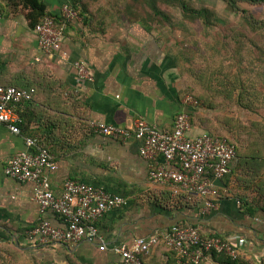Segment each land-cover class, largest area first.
<instances>
[{
    "label": "crops",
    "instance_id": "crops-1",
    "mask_svg": "<svg viewBox=\"0 0 264 264\" xmlns=\"http://www.w3.org/2000/svg\"><path fill=\"white\" fill-rule=\"evenodd\" d=\"M41 1L48 12L60 15L74 0ZM101 7L69 25L59 52L45 54L19 0H0V85L36 91L34 101L21 105L28 126L19 135L0 125V248L11 264H119L115 246H131L137 239L186 223L226 239L244 237L241 264H264L261 208L248 216L239 197L224 192L218 210L203 215L199 197L150 182L149 163L140 153L142 141L124 144L92 130L93 122L130 128L144 120L173 132L185 97L179 69L165 46L139 24L115 15L114 7ZM80 62L91 82L80 80L75 67ZM203 132L196 121L194 134ZM27 137L41 139L56 159L58 169L48 173L56 196L72 179L125 199L124 207L108 212L99 223L106 250L85 242L41 245L31 238L41 221L35 186L4 173L12 158L32 152ZM158 160L165 165L162 157ZM44 218L65 229L52 212ZM169 256L159 247L146 263L165 264Z\"/></svg>",
    "mask_w": 264,
    "mask_h": 264
},
{
    "label": "built area",
    "instance_id": "built-area-1",
    "mask_svg": "<svg viewBox=\"0 0 264 264\" xmlns=\"http://www.w3.org/2000/svg\"><path fill=\"white\" fill-rule=\"evenodd\" d=\"M61 14L67 21L78 19L69 6H65ZM2 19L0 12V21ZM35 32L43 53L61 50L64 26L57 25L55 19L46 17L36 26ZM75 67L80 80H93L83 62L76 63ZM27 98V93L21 89L0 85V125H5L14 134L21 133L22 119L17 109ZM198 105L191 95L184 97L173 132L161 131L144 120H137L130 128L95 122L91 123V128L124 144L132 139L142 141L140 153L149 163L150 182L157 186H174L187 195L199 197L204 204L202 214L209 215L218 210L222 199L221 189L214 182L223 181L230 173L237 148L219 136L206 132L194 134L189 111ZM26 146L32 152L16 155L8 162L4 173L35 186L34 200L40 207L41 221L30 232L31 238H37L41 245L85 242L99 244L106 250L99 223L108 212L124 207L125 199L72 179L66 181L62 195L56 196L48 177L49 172L58 169L54 155L32 137L26 138ZM160 157L165 160V165L159 164ZM172 165L177 168H168ZM48 212L59 216L65 229L56 228L45 219ZM246 245L244 237L226 239L207 234L196 226L176 223L160 233L135 240L131 246H115L112 251L120 258L119 264H146L147 258L159 247L169 252L165 264H220L219 258L239 259Z\"/></svg>",
    "mask_w": 264,
    "mask_h": 264
},
{
    "label": "trees",
    "instance_id": "trees-1",
    "mask_svg": "<svg viewBox=\"0 0 264 264\" xmlns=\"http://www.w3.org/2000/svg\"><path fill=\"white\" fill-rule=\"evenodd\" d=\"M218 1L226 5L228 12L239 18V23L228 25L227 20L221 18L215 8L198 6L187 0H117V7L114 10H116L115 15L128 17L158 42H161L162 38L159 28L171 23L170 15L166 12L169 9H177L187 22H201L209 29L217 28L220 24L225 25L223 41L216 50L219 55L225 52L228 58L236 61L237 66L229 72L228 77L234 76L230 81L232 84L236 82L237 85L224 87L221 92L218 90L216 96H213L217 101L215 99L212 101L200 86L201 78L205 83L206 77L214 79L221 75L210 71L212 70L210 63L197 74L199 78L197 85L191 72L183 84L184 94L191 95L199 103L198 107L189 111L192 124L195 125L196 121H199L206 133L225 138L236 146L237 157L230 165V173L223 179L227 191L221 189V194L228 192L237 195L244 213L254 217L258 208L264 211V117L244 122L234 111L231 114L225 112L223 115L215 111L236 105L238 110L250 115L257 109H264V20L261 18L264 0ZM19 2L27 11V20L34 30L46 17H52L57 25L64 26V36H66L69 25L77 21H67L62 14H51L41 0H19ZM101 6L102 0H74L69 8L77 14L78 19L85 20L87 15L93 13L92 8H97L98 12ZM173 60L182 70L177 58L173 57ZM219 71L222 70L219 68ZM244 73L248 74L245 78H243ZM201 85L203 87L202 83ZM34 90H23L28 95L24 101L25 105L34 101L36 96ZM219 99H223L224 102L222 100L218 102ZM17 112L22 119L20 129L27 127V113L22 111L21 107ZM34 138L47 147L41 139ZM5 254L0 248V264H11ZM241 262L242 257L235 261L219 258L220 264H241Z\"/></svg>",
    "mask_w": 264,
    "mask_h": 264
},
{
    "label": "rangeland",
    "instance_id": "rangeland-1",
    "mask_svg": "<svg viewBox=\"0 0 264 264\" xmlns=\"http://www.w3.org/2000/svg\"><path fill=\"white\" fill-rule=\"evenodd\" d=\"M193 2L198 6H211L217 10L219 16L227 20L228 25L239 23V18L236 15L228 12L226 5L218 0H187ZM102 5H109L110 7H117V0H102ZM261 18L264 20V9L261 10ZM167 13L170 15V24H165V27L159 28L161 35V43L165 46L168 53L172 57L177 58L180 62L182 70L179 69L180 79L182 84L190 76L191 72L193 74V79L197 85L199 80L197 74L200 73L202 68L209 66L212 63V73L221 74L220 76L209 79L205 78V83L203 78L200 80L201 90H205V94L212 99H215L213 96H216L218 90L223 91L224 87H235L237 84L232 80L234 76H229V72L232 71L235 66H237L236 61L231 60L227 57L226 53L222 52V55L217 53L216 49H219V43L223 41L224 32L223 28L225 25L220 24L217 28H206L201 22L198 23H189L181 15L180 11L177 9L167 10ZM126 17V16H125ZM128 18V17H126ZM165 23V22H164ZM200 66V67H199ZM219 68L222 71H219ZM191 71H187V70ZM207 70V69H206ZM214 70V71H213ZM223 73V74H222ZM245 74V75H244ZM243 74L245 78L246 73ZM195 76V78H194ZM212 77V76H211ZM203 84V87L201 85ZM217 98V97H216ZM217 101V99H215ZM223 99H219V101ZM236 105L227 106L216 110L215 112L221 113L222 115L226 112L231 114L233 111L243 119L244 122H249L250 119H261L264 117V109H257L255 113L250 115L246 112H241L236 108ZM259 110V111H258ZM254 112V111H253Z\"/></svg>",
    "mask_w": 264,
    "mask_h": 264
},
{
    "label": "water",
    "instance_id": "water-1",
    "mask_svg": "<svg viewBox=\"0 0 264 264\" xmlns=\"http://www.w3.org/2000/svg\"><path fill=\"white\" fill-rule=\"evenodd\" d=\"M214 185L219 188L226 189V185L222 180H215Z\"/></svg>",
    "mask_w": 264,
    "mask_h": 264
}]
</instances>
